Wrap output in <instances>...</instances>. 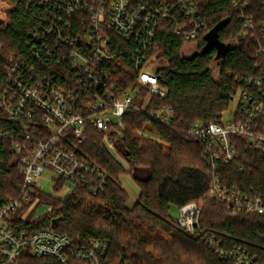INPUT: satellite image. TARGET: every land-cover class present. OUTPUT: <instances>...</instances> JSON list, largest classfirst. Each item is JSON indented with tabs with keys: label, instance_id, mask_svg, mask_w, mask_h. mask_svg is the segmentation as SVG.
<instances>
[{
	"label": "trees",
	"instance_id": "trees-1",
	"mask_svg": "<svg viewBox=\"0 0 264 264\" xmlns=\"http://www.w3.org/2000/svg\"><path fill=\"white\" fill-rule=\"evenodd\" d=\"M7 1V20L0 21V79L4 80L9 60L22 56L34 66L38 76L61 85L73 81L75 72L66 61L58 63L52 57L44 67L30 52L35 43L32 33H41L42 20L49 15L47 11L52 3ZM195 1L208 23L207 32L196 41L197 52L184 57L181 49L185 41L171 33L169 22L161 21L154 39V48L158 51L151 55L163 61L156 73L169 92L167 98L158 99L156 104L172 107L178 129L196 120L208 122L222 118L238 91L246 87L245 77L260 75L264 70V56L256 55L264 42L260 32L264 0H248L250 5L244 13L252 16L254 29L246 34L241 32L242 24L238 20L245 0ZM234 1L238 2L237 6L233 5ZM70 21L71 28H63V36H75L84 28L77 20ZM217 25L221 26L216 35L218 46L204 50L208 33ZM45 40L52 47H62L49 37ZM129 45L133 47L135 43ZM127 46V42L112 37V51L116 57H124L118 78L124 85L126 79L135 82L137 77L130 65L131 58L124 53ZM214 60L219 61L217 75L212 72ZM123 122L125 130L117 143V151L127 162L128 171L106 148L102 135L89 128L86 141L75 151L91 160L97 173L85 175L84 181L63 199L31 191V199L37 197L49 208L25 220L20 218L22 210H19L11 219L14 232L29 235L51 227L54 232L72 239L74 246L85 247L94 239L106 240L109 246L100 256V264H233L230 259L218 258L201 236L189 234L171 218L170 205L180 209L186 203L195 202L201 208V228L211 232L223 248L241 247L257 264H264V215L229 213L221 202L205 197L212 173L205 164L201 142L137 112L126 113ZM261 126H264V117ZM0 128H10L2 113ZM145 130L157 139L145 137ZM232 139L239 156L220 167L222 182L264 194V153L241 136L232 135ZM126 172L140 187L138 199L131 207L126 206L127 194L120 183V176ZM22 182L12 141L0 137V203L17 197ZM92 186L97 187L95 192ZM9 264L62 263L51 257L34 256L26 246ZM69 264L89 263L73 259Z\"/></svg>",
	"mask_w": 264,
	"mask_h": 264
},
{
	"label": "built area",
	"instance_id": "built-area-1",
	"mask_svg": "<svg viewBox=\"0 0 264 264\" xmlns=\"http://www.w3.org/2000/svg\"><path fill=\"white\" fill-rule=\"evenodd\" d=\"M38 1L52 4L47 11L49 15L42 20L41 33H32L35 41L30 48L32 56L44 67L52 57L58 63L66 61L75 73L73 81L61 85L38 76L24 57L14 56L5 67L4 80L0 79V112L10 124L7 130L0 128V137L12 141L15 162L23 177L18 196L0 203V264L13 262L26 246L32 255L51 257L62 264L73 259L100 264L108 241L94 239L87 247L74 246L72 239L51 227L18 235L11 219L19 210L22 220L41 214H36L39 199H31V191L63 199L84 181L85 175L97 173L93 162L75 150L86 141L88 129L93 128L102 135L106 148L116 151L125 130L123 118L128 112L140 113L201 142L205 164L212 173L206 198L221 202L229 213L264 215V194L227 186L220 175V167L239 156L232 135L243 137L264 153V126H261L264 70L260 75L245 77L246 87L238 91L237 106L228 119L196 120L178 129L172 107L156 104L169 93L159 82L157 70L148 68L154 57L151 55L158 51L154 48L156 32L160 22L166 21L173 35L185 44L196 45L198 37L207 32L208 23L200 15L195 0ZM249 5L245 0L238 13L243 34L254 29L252 16L244 13ZM72 19L83 25V30L75 36H63L62 29H70ZM261 27L264 37V19ZM113 36L128 43L124 53L137 72L135 82L126 79L124 85L118 79L124 57H116L112 51ZM46 37L62 47L50 46ZM130 42L135 46L130 47ZM256 55L264 56V42ZM96 189L92 186L93 192ZM179 212L174 221L189 234L201 236L218 258L230 259L233 264H257L241 247L225 249L211 232L202 229L201 208L195 202L186 203Z\"/></svg>",
	"mask_w": 264,
	"mask_h": 264
},
{
	"label": "rangeland",
	"instance_id": "rangeland-1",
	"mask_svg": "<svg viewBox=\"0 0 264 264\" xmlns=\"http://www.w3.org/2000/svg\"><path fill=\"white\" fill-rule=\"evenodd\" d=\"M9 7V3L7 0H0V21H6L7 20V16H6V10ZM196 51V45L195 43H186L183 45L182 49H181V54L184 57H189L192 54H194ZM151 64H148V68L150 69V71H155L157 70L160 66H162L163 61L156 59L155 57L151 58ZM219 61L218 60H214L211 67H212V72L214 75L218 74V67H217V63ZM237 102H238V96L236 95L233 100L229 103L227 110L223 113V119H228L231 118L232 116V112L233 110H235L236 106H237ZM143 135H145V137H153L155 139H157V137L153 134H150V132L148 130L143 131ZM114 158L122 163L126 169V171H128V166H127V162L122 158V156L118 153V151H109ZM120 183L123 187V189L125 190L126 194H127V198H126V206L127 207H131L138 199V195L140 192V187L137 184V182L132 178V176L129 173H123L120 176ZM49 197L54 198L53 196L49 195ZM66 197V196H65ZM64 197V198H65ZM37 210H36V214H40L43 213L46 209L49 208L48 204L45 203H40V201L37 204ZM179 208L176 205H170V209H169V214L171 216V218L174 219H178L179 217Z\"/></svg>",
	"mask_w": 264,
	"mask_h": 264
},
{
	"label": "water",
	"instance_id": "water-1",
	"mask_svg": "<svg viewBox=\"0 0 264 264\" xmlns=\"http://www.w3.org/2000/svg\"><path fill=\"white\" fill-rule=\"evenodd\" d=\"M220 25H217L216 27H214L207 35V39H208V43L205 45L204 50H206L209 46L212 45H217L218 43L216 42V35H217V31L220 29ZM223 47H221L220 49H222ZM55 222V220H53V223Z\"/></svg>",
	"mask_w": 264,
	"mask_h": 264
},
{
	"label": "flooded vegetation",
	"instance_id": "flooded-vegetation-1",
	"mask_svg": "<svg viewBox=\"0 0 264 264\" xmlns=\"http://www.w3.org/2000/svg\"><path fill=\"white\" fill-rule=\"evenodd\" d=\"M195 52H197V49H196V51Z\"/></svg>",
	"mask_w": 264,
	"mask_h": 264
}]
</instances>
